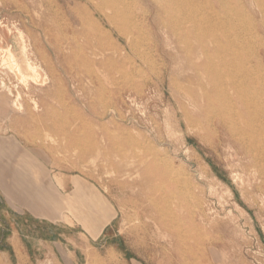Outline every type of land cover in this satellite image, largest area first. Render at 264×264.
Returning <instances> with one entry per match:
<instances>
[{
	"label": "rangeland",
	"instance_id": "374dc122",
	"mask_svg": "<svg viewBox=\"0 0 264 264\" xmlns=\"http://www.w3.org/2000/svg\"><path fill=\"white\" fill-rule=\"evenodd\" d=\"M227 2L247 14L232 25L251 52L236 61L264 76V0ZM125 3L140 17L131 40L93 10L99 27L82 23L86 0H0L1 48H14L19 31L36 40L47 67L33 60L62 91L42 93L50 114L38 124L11 112L1 82L14 95L24 88L0 54V264H264V157L242 155L241 140L199 109L217 90L196 78L198 43L161 29L154 1ZM187 113L201 126L189 127ZM53 121L84 133L52 131ZM75 141L92 152L77 159ZM155 178L166 192L187 189L185 208L169 201L163 224L150 202Z\"/></svg>",
	"mask_w": 264,
	"mask_h": 264
},
{
	"label": "bare ground",
	"instance_id": "6f19581e",
	"mask_svg": "<svg viewBox=\"0 0 264 264\" xmlns=\"http://www.w3.org/2000/svg\"><path fill=\"white\" fill-rule=\"evenodd\" d=\"M86 1L90 6L86 8L85 15L78 17L82 23H85L88 19L92 27H99L94 18L90 16V10H93L94 15L116 24V30L123 32L130 40L135 34H141V26L138 22L140 17L133 14L125 0ZM152 1L155 2L159 11L153 21H157L161 29L168 30L175 36L194 39L198 43L199 51H202V56L198 58L200 60V62L198 61L199 64L196 63L193 67L197 73L196 78L208 79L211 87L217 90L216 96L205 93L208 107L203 110L202 107L199 108L201 111H205L207 121L210 124L216 123L218 126L226 128L232 138L241 140L239 145L242 155L252 160L257 157L259 159L263 158L264 76L258 75L256 69L250 64L236 61L246 51L251 52L248 43L249 34L239 32L232 25L240 18L247 19L244 8L237 7L233 9L227 0ZM257 1L259 4L262 2V0ZM216 4L219 5L217 8L215 7ZM146 20L147 18H143V21ZM33 23L36 24L34 21ZM155 28L159 30V27L156 26ZM42 29L45 30L44 27ZM98 30L100 32L98 36L104 37L105 34L100 28ZM88 35L91 36V33H88ZM106 37H108L107 34ZM14 41L15 49L11 47L5 50L0 46V54L4 52L8 55L7 59L1 61V66L9 71L7 73L9 77L12 76L13 79L17 80L18 85H22L24 90H17V95H14L13 90L3 81L1 82V88L8 92L10 98H14L7 103L11 112L17 110L20 115L37 120L38 124L39 117L41 118L42 115L46 117L50 114L49 106L41 97L42 93L46 92L49 96L61 97L62 91L55 82L48 83L47 69L44 70L36 60H33V57H37V59L44 61L47 67L46 57L43 52L39 51L37 41L35 40V43L33 42V45H30L20 31L19 36L14 37ZM50 45L54 50L57 49L55 43L50 42ZM189 80L194 81L195 78L191 77ZM31 84L33 86H30ZM43 87L47 88L46 91L39 90L38 95H35V90ZM24 93L28 96L27 100L23 99L22 95ZM189 100L195 105L197 102L196 95L189 93ZM213 106L215 107L212 108ZM52 111L55 112L54 109ZM187 114L189 127L201 126L199 121L193 120ZM232 115L235 118H232ZM26 128H24L26 132H30V128ZM51 130L60 134L67 132V135L72 138L84 133L75 124L66 123V121H62L60 124L53 121ZM206 138H209L208 135L204 136V139ZM219 140L220 137H218ZM125 141L128 146L135 148V142L129 139H125ZM71 148H74V155L77 159L84 158L93 149L92 145L83 146L79 142L76 143V141ZM147 184L150 185V202L154 211L160 216L159 224H163L172 214L169 201L178 200L179 203L181 202L180 206L185 208V201L180 200L179 195H182L187 189L183 188L180 182L177 184L181 185V189L178 188L179 191L174 192H166V183L158 178L149 179ZM157 199H161L165 205L157 202ZM169 229L168 226V231H170ZM177 229L180 231V228Z\"/></svg>",
	"mask_w": 264,
	"mask_h": 264
}]
</instances>
